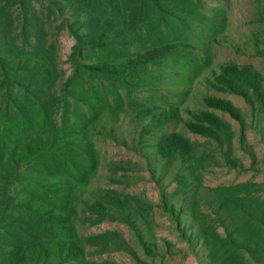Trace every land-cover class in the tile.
I'll return each mask as SVG.
<instances>
[{"label": "rangeland", "instance_id": "obj_1", "mask_svg": "<svg viewBox=\"0 0 264 264\" xmlns=\"http://www.w3.org/2000/svg\"><path fill=\"white\" fill-rule=\"evenodd\" d=\"M141 6L0 0V198L65 217L47 264H264V0Z\"/></svg>", "mask_w": 264, "mask_h": 264}, {"label": "trees", "instance_id": "obj_2", "mask_svg": "<svg viewBox=\"0 0 264 264\" xmlns=\"http://www.w3.org/2000/svg\"><path fill=\"white\" fill-rule=\"evenodd\" d=\"M142 1L134 0L137 15H140L142 10ZM131 24L133 25L134 23ZM157 51L149 50L146 55H155ZM26 92L30 94L28 91ZM16 103L12 105L13 109H15L14 111L19 113V115H24L26 105L21 102ZM34 105L31 106L33 109L36 106L38 110L44 111L40 104L36 103ZM21 118L24 124L29 123L31 120L26 117ZM13 125L15 126V124ZM46 127L49 126L46 125ZM17 129L21 130V128ZM21 148L18 160L14 157L16 156L15 151L9 154L13 163L12 169L8 171V176L5 177V183L9 186L15 185L18 179L19 182L25 179L24 177L28 171L38 175L43 174V171L49 173L46 168L26 169V165L29 164L28 158L32 155L36 156L42 148L39 140H26L21 145ZM16 149L19 150L18 145H16ZM44 149L48 150L47 148ZM39 187L42 188V186ZM22 194H27V192L23 191ZM7 199V201H4L0 198V261H2L0 264H47L52 261L53 249L55 250L56 248L57 255H60L65 248H67L65 250L67 254L73 253V249H77L68 234L65 236L68 238L67 244L63 242L62 246L57 244L56 247H51L54 244L52 242L54 240L52 229L63 225L66 221L57 208L46 204L43 200L33 195H30L27 199L21 198V200L8 195ZM46 231L50 233L47 235Z\"/></svg>", "mask_w": 264, "mask_h": 264}]
</instances>
